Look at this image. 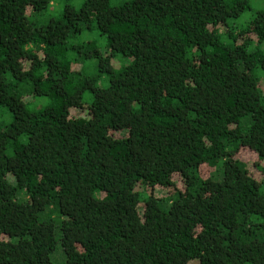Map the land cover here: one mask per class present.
<instances>
[{
	"label": "trees",
	"instance_id": "trees-1",
	"mask_svg": "<svg viewBox=\"0 0 264 264\" xmlns=\"http://www.w3.org/2000/svg\"><path fill=\"white\" fill-rule=\"evenodd\" d=\"M55 1L0 0V264H264V0Z\"/></svg>",
	"mask_w": 264,
	"mask_h": 264
},
{
	"label": "rangeland",
	"instance_id": "rangeland-1",
	"mask_svg": "<svg viewBox=\"0 0 264 264\" xmlns=\"http://www.w3.org/2000/svg\"><path fill=\"white\" fill-rule=\"evenodd\" d=\"M125 1H127V0H116L115 4L122 3V2H125ZM57 4H59L58 7L56 6ZM250 4H251L252 8L258 9L259 6H261L262 1L261 0H251ZM62 6H63V0H56L55 1V7L50 8V9L56 8V10H54L52 12H47L46 13V18H48V17H54V18L59 17L60 11L62 9ZM82 39L85 42H96L99 47H101L103 45V41H104L95 32H92L91 34H87V33L84 34L82 36ZM261 49L264 51V43L261 45ZM37 102H40V104H45L47 101L44 99V100H37ZM75 115H76V117H79V115L82 116V113L78 112ZM0 120H5L4 121L5 123L6 122L9 123L10 120H11L10 113L3 107H0ZM236 159L241 161V162H243V163H245L248 166V168L250 169L252 175H254L256 178H259L258 174H257V171L254 169V163L256 161V156H255V154L253 152H251V151H249L247 149H243L236 156ZM154 193L159 198L163 194L162 191H160V190H155ZM64 260L65 259H64L62 248H61L59 242H57V245H56V248H55V252L51 256V262L53 264H62L64 262Z\"/></svg>",
	"mask_w": 264,
	"mask_h": 264
}]
</instances>
